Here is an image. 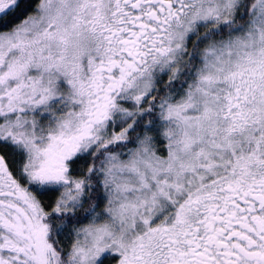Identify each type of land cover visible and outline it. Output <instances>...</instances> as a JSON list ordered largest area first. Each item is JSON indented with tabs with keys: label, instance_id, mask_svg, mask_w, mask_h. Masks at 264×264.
Wrapping results in <instances>:
<instances>
[{
	"label": "snow or ice",
	"instance_id": "1",
	"mask_svg": "<svg viewBox=\"0 0 264 264\" xmlns=\"http://www.w3.org/2000/svg\"><path fill=\"white\" fill-rule=\"evenodd\" d=\"M0 264H264V0H0Z\"/></svg>",
	"mask_w": 264,
	"mask_h": 264
}]
</instances>
